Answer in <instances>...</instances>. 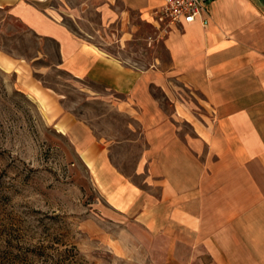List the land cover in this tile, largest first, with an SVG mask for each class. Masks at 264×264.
<instances>
[{"label": "crops", "instance_id": "obj_1", "mask_svg": "<svg viewBox=\"0 0 264 264\" xmlns=\"http://www.w3.org/2000/svg\"><path fill=\"white\" fill-rule=\"evenodd\" d=\"M161 3L102 0L99 10L118 21L122 40L146 24L167 53L166 69L101 51L36 3H14L10 13L56 43L61 70L125 96L136 110L149 143L136 171L147 161L149 189L111 166L96 138L76 139L78 129L87 130L82 122L63 114L57 125L104 187L111 212L166 237L161 264H264V0H206L198 19L165 30L152 19ZM180 87L199 95L205 120L187 110ZM152 90L162 93L168 112ZM167 119L190 132L161 128Z\"/></svg>", "mask_w": 264, "mask_h": 264}, {"label": "rangeland", "instance_id": "obj_2", "mask_svg": "<svg viewBox=\"0 0 264 264\" xmlns=\"http://www.w3.org/2000/svg\"><path fill=\"white\" fill-rule=\"evenodd\" d=\"M14 3L44 7L69 30L123 61L141 68L169 66L146 24L122 40L118 21L105 19V7L99 10L102 0H0V233L10 231L7 223L14 220L18 233L13 235L74 245L82 264H161L166 237L153 238L132 218L111 212L104 187L78 157L72 137L57 125L63 114L82 122L88 131L78 129L76 139L96 138L106 146L111 166L149 189L147 161L136 171L149 146L136 110L125 96L61 70L56 43L14 17ZM176 92L194 117L205 120L196 92L183 87ZM151 94L170 110L161 92ZM165 122L161 128H176L180 136L190 132L181 120L175 126Z\"/></svg>", "mask_w": 264, "mask_h": 264}, {"label": "trees", "instance_id": "obj_3", "mask_svg": "<svg viewBox=\"0 0 264 264\" xmlns=\"http://www.w3.org/2000/svg\"><path fill=\"white\" fill-rule=\"evenodd\" d=\"M7 224L10 231L0 233V264H82L74 245L46 241L42 237L28 242L22 235H13L18 233L16 221Z\"/></svg>", "mask_w": 264, "mask_h": 264}, {"label": "built area", "instance_id": "obj_4", "mask_svg": "<svg viewBox=\"0 0 264 264\" xmlns=\"http://www.w3.org/2000/svg\"><path fill=\"white\" fill-rule=\"evenodd\" d=\"M206 0H162L161 6L152 12L157 27L165 30L168 26H182L193 22L201 14Z\"/></svg>", "mask_w": 264, "mask_h": 264}]
</instances>
